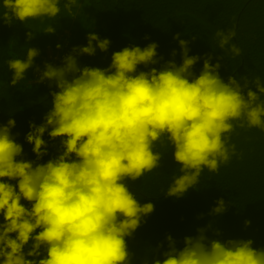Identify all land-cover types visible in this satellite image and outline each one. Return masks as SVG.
Listing matches in <instances>:
<instances>
[{
  "label": "clouds",
  "instance_id": "obj_1",
  "mask_svg": "<svg viewBox=\"0 0 264 264\" xmlns=\"http://www.w3.org/2000/svg\"><path fill=\"white\" fill-rule=\"evenodd\" d=\"M89 2L0 0V6L8 10L0 19L8 26L13 20L21 24L29 19L43 22L45 17L55 20L61 4L74 16V7ZM57 27H44L43 34L53 35ZM181 35L172 37L180 49L179 65L174 59L160 65L163 57L158 56V44L151 42L143 48L125 46L112 52L105 68L81 67L78 56L109 50L111 41L95 32L87 34L86 46L73 47L63 57L62 66L45 62L41 71L34 64L40 55L35 47L27 48L24 59L7 61L10 88L25 80L32 69L39 73L32 84L47 81L49 89L56 90L48 94L51 107L43 122H29L24 137L32 145L35 160L23 158V145L16 141L19 133L12 132L13 115L6 123L0 120V264H132L134 254L127 240L146 223L155 205L141 204L128 182L160 167L162 153L153 150L155 144L163 146L166 141L178 165L179 175L172 178L164 197L182 199L189 189L198 191L204 168L218 172L219 165L235 154L230 135L224 134L236 127L264 132L260 77L249 81L246 76L237 80L230 75L225 82L219 74L222 57L211 63V55H189V41L180 39ZM25 37L27 42L35 38L31 32ZM235 37L234 26L215 32L218 47L227 48L233 57L242 54L231 43ZM199 61L202 68L197 75L193 68ZM3 94L0 80V99ZM45 132L51 140L64 139L60 140L62 151L40 163L48 155L42 138ZM226 210L221 198L209 214L219 216ZM250 223L245 220V227ZM211 227L210 223L207 228ZM206 230L198 228L197 235L185 236L181 248L167 235V250L160 253L161 258L153 257L152 264H264V248H254L252 239H210ZM213 235L221 233L215 230ZM162 247L158 244L154 252ZM144 264H148L146 258Z\"/></svg>",
  "mask_w": 264,
  "mask_h": 264
},
{
  "label": "trees",
  "instance_id": "obj_2",
  "mask_svg": "<svg viewBox=\"0 0 264 264\" xmlns=\"http://www.w3.org/2000/svg\"><path fill=\"white\" fill-rule=\"evenodd\" d=\"M7 11L0 6V17ZM72 11L75 15L69 16L61 4V12L55 20L46 17L42 18L43 22L29 19L23 24L13 20L8 26L0 19V80L4 89L0 99V120L6 123L13 115L16 127L12 132L14 135L19 133L16 141L23 145L26 160H35L32 145L24 139L29 122L36 125L43 122V116L51 107L48 94L56 90L55 87L49 89L48 82L32 84V69L26 73L25 80L14 88L9 87L11 73L7 61L24 59L28 47L38 48L44 55L46 45L56 48L59 44L71 52L73 47L86 46L87 34L95 32L101 39L108 38L111 45L106 53L97 49L94 56H78L81 67L105 68L112 52L125 46L143 48L151 42L158 44V56L163 57L160 65L172 59L179 65L180 49L172 37L181 33L180 39L189 41V55H211V63L222 57L219 74L225 82L230 75L237 80L246 76L249 81L259 76L264 84V0H90ZM48 25L58 26L55 34H43ZM233 26L236 37L231 43L242 49V54L237 57H233L227 48L221 50L215 38L217 30L227 32ZM26 32H31L35 38L27 42ZM59 35L62 37L57 39ZM145 36L149 39H144ZM192 37L197 39L193 41ZM173 50L177 53L175 57L171 55ZM39 60L36 57L34 64ZM201 68L202 61H199L193 72L198 75ZM249 88L256 91L251 83ZM224 135H230L228 142L235 145V154L230 155L226 164L219 165L218 172L204 168L196 185L198 191L189 189L182 199L164 197L172 178L179 175L178 165L173 160L174 149L166 141L163 146L155 144L153 150L162 153L160 167L135 182H128L129 189L141 204L152 202L155 205L154 212L145 218L146 223H142L133 238L127 240L128 249L134 254L132 264H144L145 258L152 264L153 257L161 258L160 253L167 250V235H171L176 246L181 248L183 238L197 235L198 228H206L205 235L210 239H252L254 248H264V132L236 127L231 134ZM42 138L47 143L48 155L40 163L55 158L62 151L60 140L64 139L51 140L47 132ZM221 198L227 210L219 216L210 215ZM21 203L30 208L27 202L22 200ZM245 220L251 222L248 227H245ZM210 223L212 227L207 228ZM215 230L220 231L219 237L213 235ZM158 244L163 247L154 252ZM27 250L28 247L25 252Z\"/></svg>",
  "mask_w": 264,
  "mask_h": 264
},
{
  "label": "built area",
  "instance_id": "obj_3",
  "mask_svg": "<svg viewBox=\"0 0 264 264\" xmlns=\"http://www.w3.org/2000/svg\"><path fill=\"white\" fill-rule=\"evenodd\" d=\"M46 47H49V48L44 49L45 54L44 55L40 54L38 56L40 58V60L38 63L35 64L36 66L40 67L41 71L43 70V65L45 62L50 63L53 66H62L63 57L71 53V52L65 50L63 47H60L59 49L52 48L51 46H46ZM47 51H50V53H48ZM38 75H39V73H34V71H33V81L36 78H38ZM46 82L47 81H45L44 83H46Z\"/></svg>",
  "mask_w": 264,
  "mask_h": 264
},
{
  "label": "rangeland",
  "instance_id": "obj_4",
  "mask_svg": "<svg viewBox=\"0 0 264 264\" xmlns=\"http://www.w3.org/2000/svg\"><path fill=\"white\" fill-rule=\"evenodd\" d=\"M68 35V33H67V31H66V36ZM62 36L61 35H59L58 37H57V39L59 38H61ZM46 46H50V45H46ZM47 48H49V47H46L45 49H47ZM48 53H50V51H47Z\"/></svg>",
  "mask_w": 264,
  "mask_h": 264
}]
</instances>
